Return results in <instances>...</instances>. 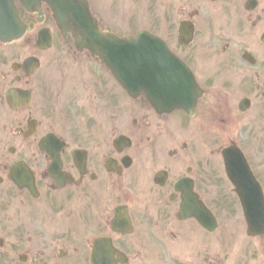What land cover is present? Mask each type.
<instances>
[{"label":"flooded vegetation","instance_id":"obj_1","mask_svg":"<svg viewBox=\"0 0 264 264\" xmlns=\"http://www.w3.org/2000/svg\"><path fill=\"white\" fill-rule=\"evenodd\" d=\"M262 1L178 0L165 20L162 37L204 91L194 116L132 98L97 57L63 38L47 6L40 17L17 3L26 33L0 42V264H91L98 238L130 264L147 243L219 233L180 213L193 194L221 217L222 152L238 144L233 122L247 125L264 155V89L254 98L264 86V43L252 51L247 39L264 26ZM220 17L246 19L232 34ZM182 21L193 26L191 42L180 37ZM43 34L51 46L38 44ZM16 109L23 122L11 128Z\"/></svg>","mask_w":264,"mask_h":264},{"label":"water","instance_id":"obj_2","mask_svg":"<svg viewBox=\"0 0 264 264\" xmlns=\"http://www.w3.org/2000/svg\"><path fill=\"white\" fill-rule=\"evenodd\" d=\"M16 0H0V40L12 41L22 36V22L19 18ZM29 12L42 13V4L47 3L52 10L59 28L64 34L71 32L75 45L80 49H89L100 56L123 82L131 94L144 92L156 104L166 110L186 108L192 112L199 95L195 84H170L168 81L173 58L167 46L157 37L147 31L140 32L135 37L119 38L114 34L100 32L96 18L92 16L87 0H20ZM264 40V36H263ZM49 45V39H47ZM157 63V65H153ZM160 76L153 75V71ZM167 71L165 75L162 72ZM161 81H157V79ZM158 85V86H157ZM158 87L166 94H181L172 99L164 97ZM156 92V94H155ZM155 94V95H154ZM227 171L230 179L236 185L248 222V233L264 235V196L260 184L253 176L241 151L229 149L225 152ZM199 218V217H198ZM208 229L215 227L211 214L200 218ZM107 246L96 242L94 264H117L108 257ZM111 254L113 250H110Z\"/></svg>","mask_w":264,"mask_h":264},{"label":"rangeland","instance_id":"obj_3","mask_svg":"<svg viewBox=\"0 0 264 264\" xmlns=\"http://www.w3.org/2000/svg\"><path fill=\"white\" fill-rule=\"evenodd\" d=\"M89 1L92 11L100 17L103 26L118 34L135 32L141 28L152 32H162L166 30L165 23L162 21L169 17H174V14H178V9L181 7L177 3L178 0ZM260 7L264 8V0ZM156 17H158L160 23L163 25L161 26L162 30L156 28ZM245 19L246 17H220V23L221 21L225 23L226 26L223 27L230 33L237 34L236 30L234 31V26L238 27V24L242 23ZM263 30L264 26L257 31H253L251 34L247 33V39L250 38L255 41L254 45L249 46V48L253 49L252 51L261 46L260 35ZM239 47H241L240 44L237 48ZM262 66L264 64H261L260 68ZM230 68L231 77H235V72L231 65H224L222 67L223 75L229 79H231L230 75L228 76ZM255 68L257 69L258 67ZM263 89L264 86L258 91V88L255 86V99L262 98ZM260 112L264 114V110ZM22 122V113L15 111L11 119V128L16 127ZM242 124L245 125V123ZM247 132L248 130L246 129L244 134H239L240 145L246 150L255 174L264 185V155L261 151L262 157L258 156L253 143L244 139V137L248 136L246 135ZM250 140L253 141L252 139ZM224 180L227 183V180ZM224 196L226 197V192ZM236 202L233 203L232 199L224 201L221 199L218 208L222 213L223 219L220 234L217 236L208 235L199 239L194 238L193 240L183 241L178 243L180 248L177 249V252H170L168 246L161 245L160 242L157 244L147 243L149 245L142 247L141 255H138V258L131 261L130 264H264V237L247 236L243 212L241 206ZM194 242L198 243L194 244ZM187 243H189V246H187Z\"/></svg>","mask_w":264,"mask_h":264}]
</instances>
